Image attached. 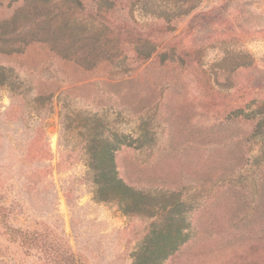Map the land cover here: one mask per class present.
<instances>
[{"label":"rangeland","instance_id":"rangeland-1","mask_svg":"<svg viewBox=\"0 0 264 264\" xmlns=\"http://www.w3.org/2000/svg\"><path fill=\"white\" fill-rule=\"evenodd\" d=\"M101 124L137 209L95 199ZM172 193L161 264H264V0H0V264H134Z\"/></svg>","mask_w":264,"mask_h":264},{"label":"trees","instance_id":"trees-1","mask_svg":"<svg viewBox=\"0 0 264 264\" xmlns=\"http://www.w3.org/2000/svg\"><path fill=\"white\" fill-rule=\"evenodd\" d=\"M100 127L99 131L90 136L86 151L95 199L100 202H130L137 209V202H142L144 196L125 185L117 177L114 168V152L118 145L122 144L121 139L115 132H105L102 124ZM165 201L168 203L165 219L159 226H153L146 236L135 254L134 264H161L187 240L186 211L183 203L173 193L170 194V199ZM2 210L0 207V211ZM2 217L4 218L3 214ZM15 232L19 234V231ZM19 237L26 239L24 236Z\"/></svg>","mask_w":264,"mask_h":264}]
</instances>
